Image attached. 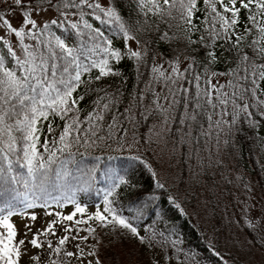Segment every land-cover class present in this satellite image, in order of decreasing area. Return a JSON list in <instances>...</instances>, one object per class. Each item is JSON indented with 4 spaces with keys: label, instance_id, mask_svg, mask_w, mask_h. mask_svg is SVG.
<instances>
[{
    "label": "snow or ice",
    "instance_id": "obj_1",
    "mask_svg": "<svg viewBox=\"0 0 264 264\" xmlns=\"http://www.w3.org/2000/svg\"><path fill=\"white\" fill-rule=\"evenodd\" d=\"M202 3L204 7L201 9L197 0H140V7L146 13L161 17L162 21L164 17L180 21L176 26L186 34L198 31L203 26L194 23V19H200L196 16L198 11H205L204 20L208 27L200 41L205 43L206 48L209 44L216 45L217 41H223V44L217 46L227 45L225 50L234 54L235 67L226 73L213 72L211 75H229L230 79L226 84H220L219 81L213 84L211 78H205L207 72L193 73L192 65L181 71L177 58L171 73L167 75L159 67L153 68V79L148 86V91L152 94V107L149 109L144 106L145 94L141 92L138 98L132 97L134 103L125 107L123 112L118 110L123 93L119 89L109 91L96 82L109 75H118L109 65L108 57L119 61L125 54L111 50L108 46L111 41L105 38L98 27L93 28L85 19L86 16L94 15L95 20L100 21L103 14V22L118 23L125 40L133 39L129 33L134 27H126L114 8H102L93 0H40L30 5H24L22 0H14L16 6L24 9L22 26L13 27L9 19L0 16V24L14 34L21 49V54L18 55L13 50L14 46L0 36V41H3L0 49L6 48V51L0 52V192L7 191L13 184L31 186V199L17 194L10 195V199H3L0 203V227L6 230V234L0 233V261L3 264H19V245L25 243L20 240L18 245L13 244L17 230L10 218L17 214L23 215V210L37 207V201H42L39 206L46 207L49 204L48 197L55 199L50 191L54 186L50 183L51 175L59 176L60 173L53 166L59 162L61 155H72L74 145H94L98 141L126 137L129 124L135 137L137 114L144 120L149 117L160 119L161 131H155L153 126L149 128V133L166 144L165 134L172 132L168 127L169 121L176 120L174 113L178 109H183L178 121L183 127L176 129L177 134L183 130L179 143L192 145L194 154L201 137L209 136L213 128L223 131L222 125L227 124L231 129L241 118L250 127L260 126V120L256 117H264V0H239V6L238 0H202ZM53 8L64 19H52L50 24L38 25L32 13ZM241 9H258L261 17L258 20L257 14L253 12L243 22L245 33L251 34L247 39L243 34H236L241 24ZM71 15L78 16L79 19L73 22L69 19ZM52 26L64 28L69 33V40L75 37L77 43L69 46L61 38L63 33L61 36L53 34ZM252 35L256 38L252 39ZM26 38L34 43H26ZM161 38L169 37L164 33ZM186 38L189 43H196L187 35ZM127 55L139 58L141 53L130 51ZM207 56L210 59L205 63L206 69L216 61L214 51L208 50ZM97 68L99 74L89 78L88 74ZM156 83H163L165 95L155 92ZM93 94L96 98L92 101L91 109L84 113L80 104L86 96ZM136 109H140L139 113ZM228 117L231 119H227ZM13 165L26 169L27 177L15 171ZM128 183L126 176L115 175L112 187L115 189ZM112 194V190L106 192L102 211L98 207L87 220H75V225L86 224L88 220L94 219L101 222L102 226H119L138 236L137 228L117 212L113 207L114 202L107 198ZM85 212L86 208L77 203L72 214L56 215L61 220L73 221L77 213ZM46 214L52 215L50 212ZM30 219L34 221L37 217L31 214ZM56 223L57 221L49 223L47 229L39 235H55ZM25 227L29 228L28 225ZM64 230L71 233L74 228L69 226ZM86 230L90 233L95 231L92 228ZM75 231L78 234L81 229L76 227ZM68 240L69 236L65 235L59 240V245H64ZM141 241L143 242V238ZM30 243L35 248L42 246L38 236ZM48 247L53 249L50 241ZM53 251L59 254L61 248L56 247ZM80 254L83 255L82 249ZM65 255L73 257L75 253L66 252ZM88 255L96 254L90 252ZM32 259L38 260L39 257L34 256ZM52 264H56V261H52ZM95 264H100L99 259H96Z\"/></svg>",
    "mask_w": 264,
    "mask_h": 264
},
{
    "label": "trees",
    "instance_id": "obj_2",
    "mask_svg": "<svg viewBox=\"0 0 264 264\" xmlns=\"http://www.w3.org/2000/svg\"><path fill=\"white\" fill-rule=\"evenodd\" d=\"M105 1L107 3L105 9L114 8L126 27H134V30L129 33L133 39L129 41H132L135 47L130 49L126 44L128 40H125L118 23L103 22L105 19L103 14L100 21L95 20L94 15L85 17L93 28L98 27L105 38L111 41L108 45L111 50L125 54L119 61L108 57L109 65L119 73L118 75H109L96 82L109 91L115 92L119 89L123 93L122 103L119 104L118 109L120 112H123L130 103H134L132 97L138 98L141 92L145 94L144 106L150 109L152 94L148 91V86L153 79V68L159 67L167 75L171 73L177 58L181 71L192 65L193 73L207 72L205 78H211L213 84L217 81L220 84H226L230 79L229 75H211L213 72L226 73L230 68L235 67L234 54L225 50L227 45L217 46L223 44V41H217L216 45L209 44L208 48L200 41V37L206 34L208 27L204 20L205 11H198L196 16L200 19H194V23L203 26L198 31L193 30L186 34L176 26L181 23L180 21H172L167 17H164L162 21L161 17L142 11L140 0ZM37 2L40 0L23 4L30 5ZM93 2L99 3L97 0ZM197 4L201 9L204 7L202 0H197ZM101 7L104 8L102 5ZM8 9L19 11L22 15L24 13V9L15 4L9 5ZM87 11L91 12V10ZM42 12H52L64 19L55 8L33 13ZM253 12L257 14L258 20L261 19L258 9L251 11L241 9L239 13L241 24L237 35L239 31L246 39L251 35L245 33L243 22ZM69 18L73 22L79 19L75 15ZM44 24H50V22ZM52 32L56 36H61L63 33L61 38L69 46L77 43L75 37L69 40V33L64 28L57 29L56 26H52ZM164 33L168 34V39L161 38ZM186 35L196 43H189ZM251 38L256 37L252 35ZM15 41L16 50L20 55L21 49L16 37ZM25 42L34 43L28 38ZM208 50L215 52L216 61L206 69L205 63L210 59L207 56ZM242 50L247 51V49ZM2 51L6 50L2 48L0 52ZM130 51H138L141 56L130 57L127 55ZM6 64H8L7 60ZM98 74L99 69H93L88 77ZM185 75L188 74L185 73ZM163 89V83L154 85L155 92L160 93L161 96L166 94ZM95 98L94 94L89 95L81 102L80 107L84 113L91 109ZM161 102L167 107L166 102L163 100ZM136 111L139 113L140 109ZM182 111L183 109L176 110L174 113L176 120L169 121L168 127L172 129V132L165 134L166 144L156 135L149 133V128L153 126L155 131H161L160 119L149 117L144 120L137 114L135 137H133L132 126L129 124L126 137L98 141L94 145L84 143L74 145L71 149L72 155L68 153L61 155L59 162L53 166L60 175H51L50 183L54 186L50 191L55 199L48 197V206L64 207L75 206L77 203L80 205L92 203L102 211L105 194L112 190L113 194L107 198L114 202L113 207L117 212L130 220L137 228L138 236L122 227L102 226L101 222L96 221L95 258L99 259L100 264H157L154 257L163 264H239L234 255L223 248L221 237L213 225L211 230L216 234L214 241L213 238H209L204 226L198 223L190 210L194 205V195L201 185L212 184L211 169H215L216 165L233 175L232 182L237 187L242 188L249 179L264 202V117H256L260 120V126L256 128L250 127L243 118L231 129L225 124L223 140L217 142L216 147L210 145V139L213 137L210 130L209 136L201 137L194 154L192 145L179 143L183 137V130L177 134L176 129L183 127L178 122ZM204 127L207 128L206 122ZM43 138L42 135L41 139ZM169 148L172 153L168 159L175 169L174 178L166 175L162 169V163L169 153ZM218 151L221 153H217ZM13 167L15 171L27 177L26 169L16 168L15 165ZM115 175L126 176L128 185L113 189ZM161 184L163 187H160ZM17 194L31 199V186L25 187L23 184L9 186L7 191L0 192V203L3 199H10V195ZM36 203L41 204L42 201ZM49 241L53 249L59 247L61 252L58 254L50 249L43 264H52V261H56V264H79L73 257L65 255L66 252H70L68 241L61 246L59 242L44 239L42 244L48 246ZM253 242L262 251L263 245L256 239Z\"/></svg>",
    "mask_w": 264,
    "mask_h": 264
},
{
    "label": "rangeland",
    "instance_id": "obj_3",
    "mask_svg": "<svg viewBox=\"0 0 264 264\" xmlns=\"http://www.w3.org/2000/svg\"><path fill=\"white\" fill-rule=\"evenodd\" d=\"M31 1L33 0H22V3H30ZM97 1L104 8L107 7L105 0ZM11 4H14V0H0V11H2L3 17L9 19L13 27L19 28L22 26L24 16L19 11L7 10ZM237 6H239V2ZM32 15L37 20L38 25L50 22L52 19L61 20V18L52 12L33 13ZM238 34L241 35L242 33L239 31ZM0 36L8 40L9 45H13V50L19 55L16 50L14 34L9 33L2 24H0ZM0 44L2 45L3 41H0ZM126 44L130 49H134L135 47L132 41L128 40ZM3 49L6 50V48ZM222 128L223 131L218 128L211 129L213 137L210 139V145L212 147H216L217 142L223 140L225 124L222 125ZM168 151L169 153L163 160L162 169L166 175L174 178L175 169L168 159L172 151L170 148ZM217 153H221V151ZM211 175L210 182L212 184L208 186L201 185L199 191L194 195V205L190 210L194 218L204 226L209 238H213L214 241L216 240L214 238L216 234L211 230V226L213 225L221 237L223 248L232 253L239 264H264V202L257 189L249 179L242 186L243 189L237 187L232 182L233 175L229 174L226 170H222L217 165L215 169H211ZM37 205L35 208L23 210V215L17 214L10 218V222L14 224L17 230L13 244L18 245L20 240L25 242L24 245H19L21 250L19 264H43L50 252V248L42 244V240L48 239L53 242H59L65 235L69 236L68 249L70 252L75 253L73 258L79 264H89V262L95 264V256L88 255V253H95L97 240L94 232L90 233L86 229H94L96 220H88L86 224L82 223L80 225H75V220H87L88 216L93 215L98 207L92 203L83 204L81 206L86 208V212L84 214L77 213L73 221H66L59 219L56 213H59L61 216L72 214L75 211V206L67 205L63 207L61 205H51L42 207L39 206L40 203H37ZM49 212L52 215L46 214ZM31 214H35L37 219L34 221L30 219ZM52 221H57L54 227L55 235L51 233L39 235V233L47 229L48 224ZM25 225H28L31 230L26 228ZM69 226L74 228L71 233L64 230ZM76 227L81 229L78 234L75 231ZM0 233L6 234V230L0 227ZM36 236H38L42 244L40 248H35L30 243ZM72 237L76 238L73 239ZM84 237H87V239H84ZM254 239L263 245L262 251L254 244ZM77 245H79V248H77ZM81 249L83 250L82 256L80 254ZM34 256L39 257V259L33 260L32 257ZM154 260L156 263L163 264L155 257ZM0 263L3 264L2 261Z\"/></svg>",
    "mask_w": 264,
    "mask_h": 264
}]
</instances>
